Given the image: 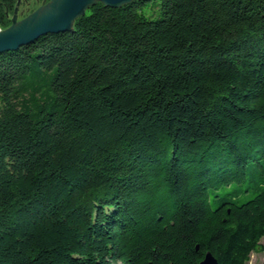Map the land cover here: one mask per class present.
Masks as SVG:
<instances>
[{
	"label": "trees",
	"instance_id": "1",
	"mask_svg": "<svg viewBox=\"0 0 264 264\" xmlns=\"http://www.w3.org/2000/svg\"><path fill=\"white\" fill-rule=\"evenodd\" d=\"M262 240L264 0L98 2L0 53V264H247Z\"/></svg>",
	"mask_w": 264,
	"mask_h": 264
},
{
	"label": "water",
	"instance_id": "2",
	"mask_svg": "<svg viewBox=\"0 0 264 264\" xmlns=\"http://www.w3.org/2000/svg\"><path fill=\"white\" fill-rule=\"evenodd\" d=\"M132 0H49L22 19H17V7L11 24L0 28V53L15 50L35 41L41 35L72 30L77 18L87 9L100 2L120 7ZM200 264H217L216 258L207 251Z\"/></svg>",
	"mask_w": 264,
	"mask_h": 264
},
{
	"label": "rangeland",
	"instance_id": "3",
	"mask_svg": "<svg viewBox=\"0 0 264 264\" xmlns=\"http://www.w3.org/2000/svg\"><path fill=\"white\" fill-rule=\"evenodd\" d=\"M48 1L49 0H10V5H9L10 8L6 10V14L10 19V24H11V18L14 15V10L16 7L18 9L17 19L20 20ZM143 13L153 18L158 16L157 8L152 7L150 5L145 6L143 8ZM0 28L2 29V27ZM262 242L264 243V240H262ZM263 262H264V251L252 252L250 254V258L247 264H262Z\"/></svg>",
	"mask_w": 264,
	"mask_h": 264
},
{
	"label": "flooded vegetation",
	"instance_id": "4",
	"mask_svg": "<svg viewBox=\"0 0 264 264\" xmlns=\"http://www.w3.org/2000/svg\"><path fill=\"white\" fill-rule=\"evenodd\" d=\"M19 2V1H18ZM18 10V9H17Z\"/></svg>",
	"mask_w": 264,
	"mask_h": 264
}]
</instances>
